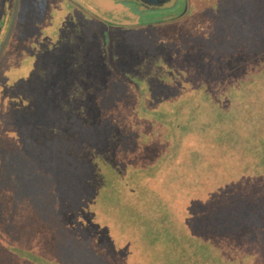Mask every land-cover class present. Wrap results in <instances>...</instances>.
<instances>
[{
	"label": "rangeland",
	"instance_id": "obj_1",
	"mask_svg": "<svg viewBox=\"0 0 264 264\" xmlns=\"http://www.w3.org/2000/svg\"><path fill=\"white\" fill-rule=\"evenodd\" d=\"M95 2L101 7L96 13ZM147 5L149 21L122 0H19L0 63L5 60L7 69L13 63L30 68L51 63L54 81L64 85L55 99L56 119H51L57 130L49 139L20 142L17 134L31 129L28 118L21 125L0 119V264H150L147 256L153 248L147 244L154 237L150 227L142 217L132 225L121 215L125 210L148 211L142 196L101 186V174L98 182L88 185L94 160L103 161L97 154L106 156L100 150L105 139L99 136L105 129L108 138H118V154L112 160L117 158V167L135 155L132 168L139 164L141 169L155 168L140 183L151 197L159 195L169 216L165 231L179 238V246L187 228L196 239L205 236L210 244L227 240V246L236 234H243L241 241L246 243L234 258L239 264H264V182L257 175L238 176L235 182L229 180L231 160L226 161L229 168L224 173L212 152H207L208 157L203 152L205 158L200 159L202 146L204 150L215 140L179 143L185 148L171 154L173 142L156 135L143 146H124L127 136L139 137V124L152 129V121L141 119L144 114L170 116L180 109L179 115H185V98L198 94L202 83H211L209 92L214 94L219 80L226 77L217 66H229L230 74L235 69L241 75L244 66L264 62V0H184L182 11H186L165 19L156 16L157 4ZM11 7L12 0H0V41ZM168 12L172 8L164 13ZM22 46L28 49V60L20 58ZM245 80L243 92L249 96L255 80ZM19 98L12 100L18 103ZM30 103L25 101L23 110L36 112ZM196 122L211 126L205 113ZM61 130L67 135L59 136ZM122 130L124 137L119 139ZM40 151L47 154L41 156ZM160 160L163 164L157 167ZM47 163L57 167L59 177L43 179L38 172ZM152 184L157 187L155 194ZM53 194L67 197V209L56 211ZM26 200L30 203L25 205ZM257 200L261 205H253ZM98 202L101 207L94 209ZM163 205L154 198L150 209ZM91 218L93 225L87 221ZM162 240V235L157 236L154 251L165 247ZM109 246H121L123 251L109 254ZM180 249L174 248L173 254L181 256Z\"/></svg>",
	"mask_w": 264,
	"mask_h": 264
},
{
	"label": "trees",
	"instance_id": "obj_2",
	"mask_svg": "<svg viewBox=\"0 0 264 264\" xmlns=\"http://www.w3.org/2000/svg\"><path fill=\"white\" fill-rule=\"evenodd\" d=\"M20 49V58L28 60V55L26 54L28 53V49L24 46ZM20 58L16 57V59ZM13 64L15 66H11L7 69L8 64L5 63V60H2L0 63V119L1 121L7 120L10 123L21 125L20 123H25V118H28L26 124L29 129L31 128V131L26 130L22 134H17L20 142L29 139L44 141L46 137L49 139L53 131L57 130V126L52 123L51 119H56L52 115L55 107V99L60 97L59 90L64 84L54 81L52 77L53 64L51 63L32 68L20 66L17 63ZM217 67L226 77L219 80L218 84L216 83L217 87L214 94L209 92L213 90V87L209 88L211 83H202L198 87V94L185 98L184 102L187 112L185 115H179L178 112L180 109H177L176 113L170 116L161 115L159 113H153L151 115L144 114L141 119H146L145 121L148 122L152 121V129H145L143 127L145 124H139L140 129L137 131L139 137L127 136L124 146H126L127 149L132 146H143L149 141V137L156 135L164 142H173V145L169 147L171 150L169 153L171 154V152L182 151L183 148H185V145L182 146L179 143L193 144V142H195V144H197V142L200 141L215 140L211 145H205L204 150L202 146L199 151L200 159H204L207 152H212L218 157V170L221 169L224 173L228 170L226 169V167H228L227 162L231 160L233 167L229 170L233 172V174L229 177V180L233 179L237 182L236 177L252 173L257 175L258 180L264 182V62L260 64L250 63L244 66L241 75L238 73V70L235 69L230 74L229 66L220 65ZM19 69L22 70L21 74L17 72ZM12 70H14L15 73H13ZM46 71L50 73V75L49 73L47 74V78L44 75ZM247 77L255 80L249 96L246 95V92H243V84L246 82L245 79ZM41 80H44L43 85L40 83ZM188 86V83L184 85V91L187 90ZM14 96H16V98L20 96L17 100L18 103L12 100ZM25 97L30 99V104L35 106L36 112L33 109H28V111L23 110L25 105L23 103L28 100ZM203 113L211 120V126L208 127V125L196 122L197 116H202ZM173 117L175 119H173ZM172 120H175L174 123H172ZM189 124H191V127ZM31 126L38 127V131ZM106 130L107 129L102 130L99 133L101 140H103V138L105 139L104 144L100 142V150H102L106 156L105 159H103V156H99L100 153L97 154V158L103 161L94 160V168L92 166L91 169L93 170V174L91 172V174H89L93 180H91V182L88 180V185L93 184V181L96 183L101 180V186L104 185L103 187H109L110 189L115 188L114 191L119 189L130 196H134L135 194L142 196L143 199L141 201L143 205L147 203V206H149L148 211H145L143 214L142 211L139 212L135 209L125 210L121 212V215L124 217V221H132V225L135 224V220L138 216L142 217L148 225L147 229L150 227L148 232H152L154 236L152 237L151 235L152 238L147 244L149 248H153V250L149 251L150 254L147 256L150 264H239L234 257L240 253V250L246 243L241 241V236L243 234L238 235V237L236 234L235 238L229 240V246H227V240L222 244L213 242L210 244L209 239L205 236L196 239V235L193 234V232L190 233L187 228L186 232L182 235L183 238H180L183 240V244H181L182 247L179 246V238L171 231H165L167 225L166 221L169 216L166 214L159 195H157V197L154 195V198L157 199L159 205H163V207L159 206L151 210L150 207L154 201L153 194L151 197V192L147 190L145 185L142 186L140 183L143 176H152L155 168L152 167L153 171L149 166H145L141 169L142 167L139 161H137L139 168H137V166L132 168L131 161L132 157L135 155L129 157L126 161L124 160L125 163L122 168L121 165L117 167V158H115V162H112V160L114 157L113 155L118 154V138H112V136V139L108 138L107 135L109 131ZM122 132L119 139L124 137V131L122 130ZM41 134L45 136H43V138L39 137ZM61 134L67 135V133H63L62 130L59 136ZM181 146L183 148H181ZM43 147H47L46 143L43 144ZM191 150H193V145H191ZM44 151L45 150L42 149V152ZM150 151L151 150H147V152ZM42 152L40 151L41 156L47 154ZM203 152L205 154H203ZM208 155L209 154H207V157ZM193 160H195V162H193ZM193 160H191V164L194 166L197 162L195 154H193ZM162 164L163 162L160 160L157 167H161ZM44 168L45 169L40 167L38 172L42 176H45L43 179H49L53 175L60 176V172L56 170L57 167L52 169L50 164L47 163ZM195 169L193 171H195ZM98 174H101V179L99 178V180L97 179ZM225 179L227 180V178ZM235 182H233L234 187ZM35 185L39 188L38 184ZM28 186H30V184ZM150 188L155 194L156 185L155 188H153L152 184ZM240 193L243 194V192ZM149 198L151 199L150 205ZM262 198L263 197L259 200L262 201ZM66 199L67 197L60 199L55 196L54 208L56 211L67 209ZM95 199L102 200L103 198L96 197ZM239 199H241V197H239ZM105 200H107V198H105ZM259 200L254 201L253 205H261ZM26 201L27 202L24 203L25 205L30 203L29 200ZM109 202L111 201L107 200V203ZM99 206L101 207L100 202H98L94 209H99ZM147 206L145 207L147 208ZM26 221H28V219H26ZM87 221L92 225L95 223L93 222V218H91V220L87 219ZM79 224H81V222ZM150 225H152V227ZM79 227L81 228V226ZM83 228H85V224H83ZM258 233L259 231H257V234ZM160 235H162L166 245L162 251L159 250L157 252L154 251V247L156 245L157 236ZM164 235H167V239H165ZM142 236H144L146 240L145 234ZM139 238L141 240V237ZM171 244H173V249ZM253 244L254 242H250L251 246H253ZM177 247L181 248L179 250L180 253L181 251L183 252L181 256L173 254L174 248L176 249ZM119 248H121V246H117V249L116 247L111 249V246H109L107 253L119 252ZM225 248L228 249L227 257H225ZM129 250H131V248H129ZM121 251H123V248H121ZM212 251L215 252V254ZM221 251H223V257H221ZM141 252L143 251L141 250ZM117 256H119V253H117ZM121 256L123 257L122 254ZM124 258L126 259L127 255H125Z\"/></svg>",
	"mask_w": 264,
	"mask_h": 264
},
{
	"label": "flooded vegetation",
	"instance_id": "obj_3",
	"mask_svg": "<svg viewBox=\"0 0 264 264\" xmlns=\"http://www.w3.org/2000/svg\"><path fill=\"white\" fill-rule=\"evenodd\" d=\"M80 1H83L85 3L86 0H80ZM183 1L184 0H158L157 2H153L150 0H122V3L131 5L137 12L142 11L141 13H144L145 18L148 19L147 21H149L150 20L149 17H152V16H146L147 11L150 10L147 4H157L158 10L156 11L157 13L156 16L158 18L165 19V18L178 17L181 13L185 12L186 9L182 11ZM188 3H185V4L188 5ZM92 7H93V12L95 13H96V10L98 11L101 8L99 4L96 2ZM167 8H172V12L164 13ZM140 19H144V17H140ZM101 32H102L101 37L103 36L102 37L103 40L107 39V35L105 31L102 30Z\"/></svg>",
	"mask_w": 264,
	"mask_h": 264
},
{
	"label": "water",
	"instance_id": "obj_4",
	"mask_svg": "<svg viewBox=\"0 0 264 264\" xmlns=\"http://www.w3.org/2000/svg\"><path fill=\"white\" fill-rule=\"evenodd\" d=\"M150 1L157 2L158 0H150ZM18 3H19V0H12V7H11V13H10L8 25H7L5 33H4V35L0 41V57H1V54H2L6 44L8 42L10 35L12 33V30H13L15 20H16V15H17ZM106 47H107V45H106ZM106 50H107V48H106Z\"/></svg>",
	"mask_w": 264,
	"mask_h": 264
}]
</instances>
